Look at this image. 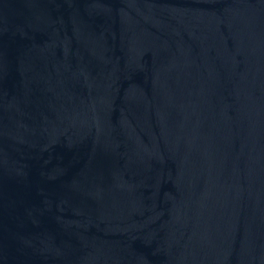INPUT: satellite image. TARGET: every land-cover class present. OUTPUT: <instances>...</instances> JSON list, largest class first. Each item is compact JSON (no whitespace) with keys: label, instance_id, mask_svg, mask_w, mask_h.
I'll return each mask as SVG.
<instances>
[{"label":"water","instance_id":"water-1","mask_svg":"<svg viewBox=\"0 0 264 264\" xmlns=\"http://www.w3.org/2000/svg\"><path fill=\"white\" fill-rule=\"evenodd\" d=\"M0 264H264V0H0Z\"/></svg>","mask_w":264,"mask_h":264}]
</instances>
